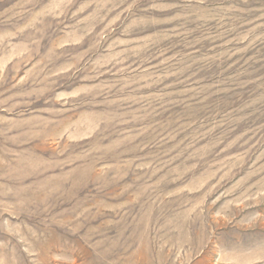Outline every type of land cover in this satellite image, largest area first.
I'll use <instances>...</instances> for the list:
<instances>
[{
	"label": "rangeland",
	"instance_id": "rangeland-1",
	"mask_svg": "<svg viewBox=\"0 0 264 264\" xmlns=\"http://www.w3.org/2000/svg\"><path fill=\"white\" fill-rule=\"evenodd\" d=\"M0 264H264V0H0Z\"/></svg>",
	"mask_w": 264,
	"mask_h": 264
}]
</instances>
